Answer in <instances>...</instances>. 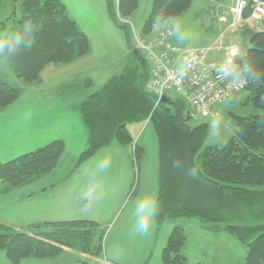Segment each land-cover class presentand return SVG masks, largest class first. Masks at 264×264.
Wrapping results in <instances>:
<instances>
[{
  "label": "trees",
  "instance_id": "obj_1",
  "mask_svg": "<svg viewBox=\"0 0 264 264\" xmlns=\"http://www.w3.org/2000/svg\"><path fill=\"white\" fill-rule=\"evenodd\" d=\"M21 1V17L13 36L5 40V53L15 49L7 62L14 75L26 85L41 84V74L47 66L71 64L90 53L89 37L60 0ZM245 1L244 19L248 21L254 6L264 5V0ZM193 2L154 0L152 13L141 32L127 23L131 26V34L125 35L128 50L125 69L110 77L80 106L88 130V144L79 157L78 166L114 141L132 145L128 124L141 118L149 119L157 136L159 152L157 226L176 218L198 219L208 230L227 232L246 245V264H264V19L255 22L260 23L261 30L252 35L248 50L242 54L262 74L261 82L247 83L241 93L227 102L235 103L244 94L242 101L248 112L235 117V135L221 147L206 145L209 125L202 123L191 127L192 120L177 102L175 106L157 105V97L147 91L151 65L134 45V33L145 42H155L161 33L170 29L168 22L186 13ZM106 4L113 24L125 29L124 20L138 9L140 0H106ZM28 20H31L29 27L16 35L18 28ZM171 31L172 37L173 29ZM171 37L166 40V48L179 49L171 55L179 62L186 50L170 45ZM33 40L29 50V42ZM238 64L242 72L243 64L240 60ZM20 96L17 87L0 78V111L16 103ZM134 147L139 159L143 152L138 144ZM64 152L65 143L58 140L0 163V194L46 177L57 168ZM175 161H180L182 168L173 169ZM192 167L198 169L195 180L186 178ZM248 218L254 219V223H248ZM0 228V251L6 252L11 264H21L29 258L53 259L76 246L84 256L77 264H120L106 258L101 228L93 221H45L30 226L28 231L13 233L1 225ZM186 240L184 230L175 227L162 253L163 264H190L182 254Z\"/></svg>",
  "mask_w": 264,
  "mask_h": 264
},
{
  "label": "rangeland",
  "instance_id": "obj_2",
  "mask_svg": "<svg viewBox=\"0 0 264 264\" xmlns=\"http://www.w3.org/2000/svg\"><path fill=\"white\" fill-rule=\"evenodd\" d=\"M60 1L89 37L91 51L86 57L70 65H49L42 71V83L38 84L37 89L46 100L54 97L53 93L59 91V85L71 86L69 91L82 87L83 91L95 92L108 81V78L122 73L128 55L125 35L131 34V26L127 23H131L133 29L141 32L154 5V0H140L138 9L124 20L126 28L119 29L108 14L106 0ZM233 2L234 0H194L186 13L168 22V28L173 29L170 45L179 46L184 51L211 46L218 48L219 51L224 46L236 45L242 54L246 53L254 34L251 28L261 25L249 19L238 27L231 28L233 17L230 11ZM21 3V0H0V39L6 40L13 36L16 22L21 17ZM0 77L20 91L31 87L14 75L7 59L2 57ZM242 96L244 94L238 98L237 103L217 105L211 109L210 116H200L198 121L189 122L191 127L202 123L209 125L206 145L221 147L235 135L237 129L235 117L248 112ZM172 100L178 103L185 114L187 113V107L181 99L172 97ZM23 111L28 115L33 114L34 118L35 112H39L42 117L48 118L47 123L50 127H56L63 119L58 115L69 114L64 110L61 101L40 102ZM64 128L71 129L69 125ZM127 129L133 139L132 145H121L114 141L103 150L104 152L100 154L99 151V154L80 166L79 157L87 147L81 151L74 149L50 175L9 194H0L2 228L13 233L18 229L28 231V225L32 223L54 222L60 218L93 221L101 228L104 254L110 262L163 264V250L173 229L180 227L187 237L182 254L188 258L190 264H246V245L227 232L208 230L195 218L171 219L160 226L154 221V226L147 235L133 234L135 202L146 194L155 192L158 195L159 152L157 136L149 119L141 118L130 122ZM64 141L68 146L67 139ZM137 144L143 152L139 159L134 153V145ZM105 158L111 160L110 168L107 172L97 173L96 166ZM94 180L102 182L103 196L85 212L82 205L83 195ZM54 183L57 184V190L53 194L37 193L36 198L30 197L32 192H38ZM73 190L81 192L79 196L75 195V198H80L79 203L75 204L77 206L75 207L71 201L68 202L67 207L71 209L72 214L68 215V219H64L66 218L64 215H59L64 208H55L51 203H54L55 198L59 199L63 193L71 197ZM53 195H56L55 198ZM247 220L250 224L254 223L252 218ZM0 230L2 231L1 228ZM78 249L76 246L74 249L65 250L53 259L29 258L21 264H77L84 258ZM0 264H11L5 251H0Z\"/></svg>",
  "mask_w": 264,
  "mask_h": 264
},
{
  "label": "built area",
  "instance_id": "obj_3",
  "mask_svg": "<svg viewBox=\"0 0 264 264\" xmlns=\"http://www.w3.org/2000/svg\"><path fill=\"white\" fill-rule=\"evenodd\" d=\"M246 7L245 0L235 2L231 9L232 28L245 22ZM263 19L264 5L257 3L250 20L260 22ZM171 35L172 31L166 29L155 42H145L139 34H133L135 48L145 55L151 65L148 90L157 97L158 101L163 96L181 99L187 107V117L197 121L199 116H209L213 106L229 102L247 87V84L242 88L238 84L234 86L221 72L222 66H225V72L229 70L226 67L227 61L233 51H238L243 57L237 46L222 48L219 51L215 47L186 51L184 58L177 62L171 55L179 49L166 48V40ZM219 53L221 54L217 58ZM238 61L239 59L235 63L238 64ZM181 69H183L182 75ZM231 71L235 78H239L242 73L236 67Z\"/></svg>",
  "mask_w": 264,
  "mask_h": 264
},
{
  "label": "crops",
  "instance_id": "obj_4",
  "mask_svg": "<svg viewBox=\"0 0 264 264\" xmlns=\"http://www.w3.org/2000/svg\"><path fill=\"white\" fill-rule=\"evenodd\" d=\"M251 29L255 33L261 30V27H252ZM217 58H219V56ZM65 85L66 84L59 85L58 89L61 92L54 91V97L48 100L45 99L41 91H38L37 88L39 87V85L27 87L24 89V91H21V96L16 101V103L9 107L11 109L7 108L0 111V163L9 162L17 157L34 152L54 141L61 140L66 144L64 140L67 139L68 146L65 145V152L57 166V168H59L70 151L73 152L74 149H76L77 151H79L80 149L81 151L83 148L87 147L88 130L81 115L80 106L84 101L88 99L93 91H83L82 87L77 89L73 88L72 91H69L71 86L64 87ZM60 101L63 102L64 110L69 112V114L58 115V117H62L63 119H61L57 123L56 127H50L47 123L48 118L42 117L39 112H35L34 118L33 114H30V116L23 111L24 109H28L29 107H31L33 104H38L40 102L46 103ZM67 125L71 127L70 130L64 128V126ZM106 148L108 147L101 149L100 154L104 152L103 150H105ZM73 156L75 157V155H72V157ZM56 186L57 184L54 183L49 187L42 188L38 192H32L30 197L36 198L37 193H40L41 195L48 193L53 194L57 190ZM76 191L77 190L71 191V197L63 193V195L60 196L59 199H56V195H53L55 201L54 203H51V205H53L55 208H64V210L59 213V215H64L66 217L64 219H68V215L72 214L71 209L67 207L68 202L71 201V204L75 207H77L75 204L79 203L80 198H75V195L79 196L81 192L77 191V193L75 194ZM61 221L72 220H63L62 218H60L59 220H56L54 222ZM34 224L35 223H32L28 226L30 227Z\"/></svg>",
  "mask_w": 264,
  "mask_h": 264
},
{
  "label": "clouds",
  "instance_id": "obj_5",
  "mask_svg": "<svg viewBox=\"0 0 264 264\" xmlns=\"http://www.w3.org/2000/svg\"><path fill=\"white\" fill-rule=\"evenodd\" d=\"M171 19V18H170ZM31 20L25 21L19 28L16 35H19L20 32H23L29 27ZM179 30V29H177ZM8 31V30H6ZM34 40L29 42L28 49H31ZM6 41L0 39V57L5 59H11L12 55L15 52V49L5 53ZM16 44H19V40H16ZM239 59L243 64V71L239 78H235L232 74L231 69L233 67L239 68L240 64L235 63ZM229 70L225 72V66H222L221 72L224 75L225 79L229 80L234 86L239 85V87H244L245 84L251 82L253 85L259 84L261 82V73H258L253 65L251 60L245 59L240 56L238 51H233L227 61V66ZM181 75L183 74V69L180 70ZM111 166V160L105 158L101 160L96 166L95 171L97 173L107 172ZM173 169L179 170L182 168L180 161H175L172 164ZM186 178L195 180L198 178V169L192 167L188 169V174ZM103 196V184L101 181L94 180L91 182L83 195V210L85 212L89 211L91 206L102 199ZM160 211V203L157 199L155 192L151 194H146L143 198L135 202L134 211H133V234L144 236L147 235L149 230L154 226V221Z\"/></svg>",
  "mask_w": 264,
  "mask_h": 264
},
{
  "label": "water",
  "instance_id": "obj_6",
  "mask_svg": "<svg viewBox=\"0 0 264 264\" xmlns=\"http://www.w3.org/2000/svg\"><path fill=\"white\" fill-rule=\"evenodd\" d=\"M158 104H162V105H169V106H175L176 102L174 100H172V98L168 97V96H163L161 97V99L158 101ZM157 104V105H158Z\"/></svg>",
  "mask_w": 264,
  "mask_h": 264
}]
</instances>
